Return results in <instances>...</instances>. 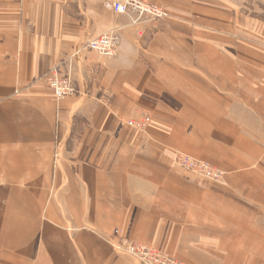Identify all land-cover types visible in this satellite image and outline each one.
Segmentation results:
<instances>
[{
	"label": "crops",
	"instance_id": "obj_1",
	"mask_svg": "<svg viewBox=\"0 0 264 264\" xmlns=\"http://www.w3.org/2000/svg\"><path fill=\"white\" fill-rule=\"evenodd\" d=\"M110 1L0 0V264H141L122 239L264 264V0H147L170 17L140 33ZM108 31L116 55L84 51L57 99L41 77Z\"/></svg>",
	"mask_w": 264,
	"mask_h": 264
},
{
	"label": "built area",
	"instance_id": "obj_2",
	"mask_svg": "<svg viewBox=\"0 0 264 264\" xmlns=\"http://www.w3.org/2000/svg\"><path fill=\"white\" fill-rule=\"evenodd\" d=\"M115 13L131 15V25L138 28L147 20H162L170 17L168 10L156 3L147 0H114L107 3ZM120 36L116 31H108L102 35L91 38L82 48H75L44 75V81L57 99L72 96L77 92V85L73 78V68L80 60L84 51H94L104 57L116 55ZM151 122V115L143 114L127 120V124L139 131H145ZM175 164L185 173L186 177L194 180H204L212 183H223L225 172L209 161L194 158L186 153H175ZM116 248L132 257L141 264H184L176 256L167 253L153 245L140 241L122 239Z\"/></svg>",
	"mask_w": 264,
	"mask_h": 264
},
{
	"label": "rangeland",
	"instance_id": "obj_3",
	"mask_svg": "<svg viewBox=\"0 0 264 264\" xmlns=\"http://www.w3.org/2000/svg\"><path fill=\"white\" fill-rule=\"evenodd\" d=\"M169 12V11H168Z\"/></svg>",
	"mask_w": 264,
	"mask_h": 264
}]
</instances>
